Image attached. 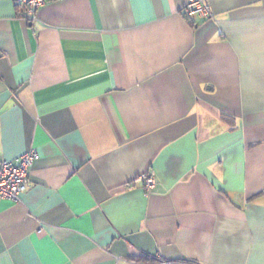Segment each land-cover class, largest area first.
<instances>
[{"label":"crops","instance_id":"obj_1","mask_svg":"<svg viewBox=\"0 0 264 264\" xmlns=\"http://www.w3.org/2000/svg\"><path fill=\"white\" fill-rule=\"evenodd\" d=\"M187 1L0 0V264H264V0Z\"/></svg>","mask_w":264,"mask_h":264},{"label":"built area","instance_id":"obj_2","mask_svg":"<svg viewBox=\"0 0 264 264\" xmlns=\"http://www.w3.org/2000/svg\"><path fill=\"white\" fill-rule=\"evenodd\" d=\"M24 7L23 14L32 22L37 17V10L48 0H13ZM187 17L195 14L212 17L213 11L209 0H188L182 8ZM39 157V152L29 149L17 159L0 160V197L18 200L30 181L31 167ZM155 183L152 176H146V186L151 188Z\"/></svg>","mask_w":264,"mask_h":264}]
</instances>
